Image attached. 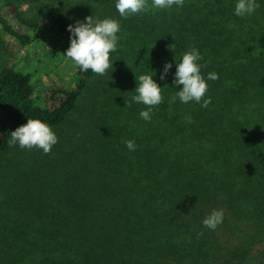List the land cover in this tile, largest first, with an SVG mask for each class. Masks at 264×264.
<instances>
[{"label": "trees", "instance_id": "obj_1", "mask_svg": "<svg viewBox=\"0 0 264 264\" xmlns=\"http://www.w3.org/2000/svg\"><path fill=\"white\" fill-rule=\"evenodd\" d=\"M234 5L184 0L125 19L115 0H0V264H264V52H253L264 0L244 18ZM88 16L121 24L104 75L63 55L67 26ZM191 47L205 77L218 74L206 108L169 103ZM41 72L60 80L37 86ZM146 72L167 85L150 121L147 106L125 104ZM28 118L53 127L49 153L8 145ZM213 209L224 211L215 230L202 224Z\"/></svg>", "mask_w": 264, "mask_h": 264}, {"label": "clouds", "instance_id": "obj_2", "mask_svg": "<svg viewBox=\"0 0 264 264\" xmlns=\"http://www.w3.org/2000/svg\"><path fill=\"white\" fill-rule=\"evenodd\" d=\"M183 3L184 0H150V3L149 0H115V8L120 17L127 19L150 9H167L174 5L178 8L183 7ZM259 7L260 0H235L233 14L244 18L251 16ZM67 30L70 33V45L63 55L70 58L81 72L91 70L92 73L104 75L113 68V63L117 60L111 54L117 51L123 38L118 19L111 17L99 19L88 16L84 20H77L75 24H69ZM253 52H264V48L257 43L256 50ZM202 60L203 55L196 47L182 52L179 61L175 59L176 71L172 83L176 91L169 103H174L178 98L181 103L195 101L201 107L208 106L211 97L206 96L209 88L207 81L217 79L218 74L213 71L207 73L205 77L201 71L205 66L201 63ZM172 67V62H165L163 71L160 73V80L166 79ZM150 72L155 71L150 70ZM154 76L148 72L138 77L135 74L137 86L134 91H131L134 94L125 98L126 106H131L133 103H142L147 106L139 112V116L145 121L151 120L154 107L163 102L162 89L167 86L161 87L154 80ZM186 119L191 122V116H187ZM7 143L9 146L16 145L21 149L35 147L47 154L58 143V136L48 122L39 118H28L25 124L10 132ZM124 143L129 150H135L134 140L128 139ZM223 218V209H213L204 217L202 224L208 229L215 230L223 222Z\"/></svg>", "mask_w": 264, "mask_h": 264}, {"label": "rangeland", "instance_id": "obj_3", "mask_svg": "<svg viewBox=\"0 0 264 264\" xmlns=\"http://www.w3.org/2000/svg\"><path fill=\"white\" fill-rule=\"evenodd\" d=\"M49 48H50L49 42L46 43L45 48L40 43H35L34 45L31 46L30 52L31 53H36V54H43V53H46V51L49 50ZM5 57H7L6 52L3 53L2 55H0V61H3ZM58 69H59L60 72L64 71L62 66H60V68H58ZM69 73H71V71H70L69 68H67V70L65 72V75H62V76L64 78H66L67 80H70L71 76H70ZM52 80L53 81H59L60 80V76L56 75L54 73H51L50 75L49 74L46 75V73H42L41 72V75L37 76L36 85L40 86L41 85V81H43V82H45L46 86H49V84H50V82Z\"/></svg>", "mask_w": 264, "mask_h": 264}]
</instances>
